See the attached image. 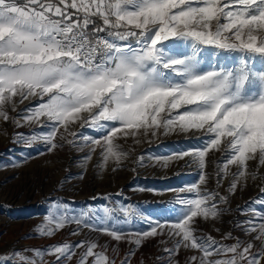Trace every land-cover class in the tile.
Wrapping results in <instances>:
<instances>
[{"label":"snow or ice","instance_id":"1","mask_svg":"<svg viewBox=\"0 0 264 264\" xmlns=\"http://www.w3.org/2000/svg\"><path fill=\"white\" fill-rule=\"evenodd\" d=\"M32 99L39 103L14 122L40 125L41 132L18 133V141L42 142L51 152L75 144L69 137L77 133L69 126L79 123L99 134L81 137L89 148L86 162L100 148L104 164L114 159L119 165L127 156L115 143L120 137L155 136L161 128L206 134L201 147L177 154H191L201 172L199 184L186 190L192 198L174 199L182 206L175 222L148 220L147 229L129 232L117 225L140 214L134 209H119L126 218L120 222L108 207L103 215H71L66 205L54 203L37 229L40 235L51 237L75 224L138 248L167 228L174 240L164 249L168 264H179L171 257L181 247L202 253L190 257L194 264H264V222L238 225L245 234L257 233L255 252L253 241L222 244L195 235L193 227L197 217H218L217 199L227 200L200 188L210 150H222L223 141L225 169L237 166L233 192L239 179L256 178L247 171L248 161L264 166V0H0V118L8 121L7 107L15 111L18 103ZM255 215L264 221V209ZM224 238L231 239V233ZM100 247L94 252L97 242L81 241L32 251L40 258L51 253L65 264L75 248H84L78 264H87L89 257L91 264H115L105 254L107 245ZM14 257L37 264L19 252L9 259Z\"/></svg>","mask_w":264,"mask_h":264},{"label":"rangeland","instance_id":"2","mask_svg":"<svg viewBox=\"0 0 264 264\" xmlns=\"http://www.w3.org/2000/svg\"><path fill=\"white\" fill-rule=\"evenodd\" d=\"M38 103L36 99L26 100L18 103L15 111L7 107L10 119L4 121L0 118V261L3 264H23L19 257L9 259L13 253L19 252L30 260H36L37 264L41 261L43 264H59L55 255L45 252L40 258L32 250H44L65 242L77 245L81 241H95L98 248L94 252L102 251L100 246L107 245L105 254L110 261L115 260V264H122L126 258L129 264H168L169 253L164 249L173 247L174 240L169 239L167 228L165 234L143 240L138 248L89 228H77L75 224L57 230L51 237L40 235L37 229L44 223L54 203L66 205L71 215L89 211L103 215V208L108 207L116 210L114 216L120 222L126 218L119 209H134L140 214L117 225L129 232L147 229L148 220L175 222L173 217L182 206L173 203L174 199L192 198L193 194L186 190L193 183L199 184L201 172L191 154L176 157L201 147L205 132L177 129L165 133L161 128L155 136L149 132L147 136L138 135L136 138L120 137L115 143L127 156L119 165L114 159L104 164L100 148L86 162L84 158L89 154V148L84 146L81 137L99 138V134L89 127L81 128L79 123L69 126L71 132L77 133L75 138L69 137L75 140V144L63 143L62 147L51 152L42 142L29 145L18 141V133L26 136L40 134V125L17 127L14 122L27 114L23 110L30 104ZM223 148L222 141V150L212 149L206 155L203 169L206 183L200 184V188L218 192L227 200L217 199L220 214L215 219L195 218L194 234L210 235L222 244H233L237 238L242 242L253 241L255 252L260 244L254 240L257 233L245 234L238 225L250 219L254 223L264 222L255 215L264 209V204L260 203L264 200V192L261 191L264 188V166H260L258 160L248 161L247 171L256 173V178L251 175L241 178L235 191H230V185L236 179L233 173L238 169L236 165H228L225 169L226 152ZM74 232L78 234L74 235ZM228 233H231V239L224 238ZM113 249H116L115 253ZM84 250L75 248V254L65 264H78ZM130 250L134 255H129ZM200 255L202 253L195 249L181 247L179 254H174L171 259L179 261V264H194L190 257ZM92 260L93 257H89L87 264Z\"/></svg>","mask_w":264,"mask_h":264}]
</instances>
